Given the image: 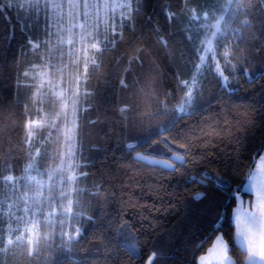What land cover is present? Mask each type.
<instances>
[{
  "label": "trees",
  "instance_id": "obj_1",
  "mask_svg": "<svg viewBox=\"0 0 264 264\" xmlns=\"http://www.w3.org/2000/svg\"><path fill=\"white\" fill-rule=\"evenodd\" d=\"M241 2L250 5L246 7L248 14L233 21L230 28L236 31L230 30L227 38L233 67L225 75L235 91L231 96L218 93L217 80L205 70L201 90L213 103L203 114L181 119L173 131L191 132L209 116L211 124L204 125L205 135L188 137L187 142L194 145L187 157L189 163L169 174L136 164L133 157L147 154L146 147L133 150L129 146L145 145L147 137L168 123L171 113L167 109L177 106L182 96L177 79L187 80L195 73L198 54L187 39L190 13L216 10L226 0H138L139 12L133 10L131 20L124 23L122 39L118 37L115 47L103 54L102 67L84 82L91 95L84 97L77 126L79 172L86 174L77 182L84 190L77 197L82 201V235L67 254L62 243L43 253L40 249V255L31 258L25 248L0 250V264H149L150 259L152 264H198L215 237L203 247L198 248V243L212 231L217 217L224 218L225 239L234 234L228 218L237 201L231 199V193L246 182L264 151V0ZM6 3L0 2V103L7 113L0 121V173L9 174L11 165L10 174L21 177L30 151L25 125L39 116L35 89L25 72L40 58L36 51L41 46L33 49L28 41L40 40L41 45L46 30L41 18L23 10L17 13ZM6 17H11V22ZM18 18L21 23H17ZM245 20L250 28L242 27ZM157 30L166 48L158 41ZM223 47L216 49L221 53ZM141 48L154 52L143 61V67L133 59ZM244 71L254 79L249 82L241 75ZM138 77L140 83L132 87ZM121 78L129 87H122ZM133 104H138V110L127 115L137 118L136 125L129 126L121 119L120 109ZM145 113L153 114L154 119L140 118ZM45 133H39L38 142ZM166 135L171 138V134ZM173 143L178 146L186 141L182 138ZM192 153H204L207 158L196 166ZM204 173L223 177L230 187L215 191L211 184L205 188L192 182ZM201 192L208 198L193 200ZM243 197L251 199L252 195L245 193ZM125 224L130 228L121 236ZM122 240L134 241L137 252H129ZM239 259L242 264L243 256Z\"/></svg>",
  "mask_w": 264,
  "mask_h": 264
},
{
  "label": "snow or ice",
  "instance_id": "obj_2",
  "mask_svg": "<svg viewBox=\"0 0 264 264\" xmlns=\"http://www.w3.org/2000/svg\"><path fill=\"white\" fill-rule=\"evenodd\" d=\"M2 2V0H0ZM191 2V0H190ZM66 5L68 8L67 17L65 21L62 17L52 15L48 16L47 10L49 8L56 10L64 7V4L55 3V0H29L27 5L18 3V0H7L6 7L12 9L15 7L17 13L20 10L26 13L32 10L39 13L45 10L46 15V35L50 38L55 36L58 45H64L67 43L70 46L68 57L69 62L72 67L76 68V73L72 74V78L68 81V87L61 89L53 93V98L48 100L47 103L55 105L58 101H63L61 110L55 113L56 118H60L61 125L55 123L52 115V110L50 109L47 113L48 119L52 122L48 125L51 129H54L58 134L63 131L65 133V141L68 145V149L65 152H58L54 155H49L47 149L41 150V148H36L35 153L29 151L28 162L24 166V175L21 177H14L11 173V165L8 166L9 174L4 175L0 173V189L5 187L10 188L13 193H21L19 199L23 201V213L24 215L20 217H15L18 221L24 220L25 216L30 218L25 220L26 228L24 232L19 235H15L13 239V234L16 230L11 227L8 228L7 240L5 242V237L3 233V223L4 221L0 219V250L8 252L14 247H26L27 256L29 258L33 256L40 255V237L39 230L41 227L53 228L55 229L57 225L60 228V238L62 241V251L67 254L70 252V245L77 240L79 236L82 235V229L80 227H74L73 232L75 235H69L68 232L64 231L66 225L74 224L75 222L82 219V214L79 211L73 210V192L76 197H80L84 194V190L75 187L73 191H68L73 185H76L80 179V175L77 174L76 169L79 167L78 164L74 163L75 158V126L78 116V104L81 101L80 92V57L77 55L78 52H83V77L86 82L87 77L95 73L103 64V54L112 48L119 42L118 37L122 39L121 33L126 26L121 22L117 23L113 20L112 24H108L107 21L103 22V38H100L101 33V22L97 20L91 25L87 24V17L89 8V0H66ZM135 5V8H133ZM129 9L126 14V18L130 21L132 16V11L135 10L139 12L138 0H128L127 4L121 5ZM246 7L242 4L241 0H227V3L223 6H217L216 12L220 14L217 16L210 8L204 10L203 16L198 14L192 15L189 19L191 21L202 20L198 28L193 31L196 35H189L187 39L194 48L195 52L198 54L199 64L195 66L196 73L187 80L177 79V89L182 92L180 102L177 106L167 109L166 105H163L168 112L171 113L168 123L159 126L157 131L153 136L146 138L145 145H130V149H135L136 147H146L147 154L137 153L133 157V161L141 166H148L153 169L160 170L162 172H168L173 174L180 169L185 168L189 163L187 157L191 153L194 145L187 142L188 137L205 135L207 129L204 125H210L212 117H204L200 123L194 126V130L191 132L185 130L183 133L174 132L177 123L184 118L194 116L197 112L203 114L205 108L210 107L213 103L212 100L207 99L203 93L202 83L203 72L202 68H206L208 72H211L214 78L218 82V93L223 92L231 96L235 89L231 87V81L229 80V75H225L230 67H233L229 60V47L225 46L227 44L228 33L230 30L236 31L230 28L233 21H237L240 15H246ZM83 9L82 16L84 18L83 22L78 20L77 12L75 9ZM3 9L0 8V11ZM175 15V14H173ZM6 19L11 22V17H6ZM211 21H214L212 23ZM17 23H21L20 19H17ZM53 24L56 26V31H51ZM242 27L250 28L251 25L247 20L244 21ZM79 29V31H76ZM68 33L67 38L63 34ZM157 39L165 48L167 47L166 41L159 35V31L156 32ZM203 35V40H200V36ZM14 39V30L12 34ZM197 40H199L200 46H197ZM88 41H92L88 43ZM219 41L218 44L214 46V42ZM77 44L81 47L77 48ZM206 44V46H204ZM28 46L32 48H39L40 43H33L32 40L28 41ZM225 46L224 50L220 53L221 59L224 60V67H221L219 60L216 59V47ZM237 50H239V44L236 45ZM203 53L202 55L200 53ZM212 54V62L208 61V54ZM154 55V52H146L145 49L141 48L138 54L133 57L135 62L143 67V61ZM235 58V57H233ZM52 59L63 61L64 54L61 51L60 55L57 57H46L44 62L51 65L53 71L64 72L68 68V63H64L61 68H56L55 64H52ZM131 64V61H130ZM131 68H126L125 72H129ZM27 75V73H25ZM45 73H41V79H43ZM231 75V73H230ZM249 82L254 79L250 73L244 71L241 73ZM73 79L75 82V87H73ZM140 83V78H136L133 81L132 87H135ZM120 84L122 87H129L125 83V79L121 78ZM91 95L85 91L83 96L86 98ZM167 95H171L168 93ZM46 94H41L39 103L43 106L46 103ZM140 97L138 96V99ZM219 98L217 94V99ZM206 101V103H204ZM71 107L69 112L67 109ZM43 110L38 109V111ZM138 110V104H133L125 108L120 109L121 119L128 121L129 126L136 125V117L127 115L128 113H135ZM162 115L165 113H157ZM7 118V113L4 110V105L0 103V121ZM147 119H154V115L151 113H145L143 117ZM37 127H42L37 121H28L25 125L27 129L28 141L31 144L33 139L36 137L37 133L33 130V125ZM71 125V127H69ZM171 134V138L168 135ZM51 132H49V137ZM160 137H163L160 139ZM185 139L186 143H181L178 146L173 143V141H179L180 139ZM47 138L41 137V141L46 142ZM57 141H59V136H57ZM215 143V142H213ZM181 149L184 151L182 152ZM193 160L196 166H199L203 159H206L204 153H200L196 156L194 153ZM45 160L52 159L55 160L59 158L60 163L52 169L46 171H41L37 167V159ZM262 165L258 172L251 173L246 177V181L238 186L232 193L231 199L237 201V208L234 210L233 214L228 218L230 223L233 225L234 234L230 236L227 240L225 239V233L223 232V216L217 217L216 221L212 224V231L208 236L204 237L198 243V248L203 247L206 243L213 240L211 248H209L208 255L212 257L213 264H241L239 259L243 256L242 264H264V156H261ZM32 172H36L40 179H37V175H32ZM47 176L45 180L43 177ZM23 181V183H21ZM193 183H200L202 187H208L209 184L213 186V190L220 191L222 188L230 187V184L223 177L216 175L213 176L210 173H204L199 181L193 179ZM31 191V197L28 196V192ZM97 191H100L97 188ZM255 194L254 202L249 201V207H242L243 205V194ZM0 194H3L0 192ZM10 198V197H9ZM207 193L201 192L195 194L193 200L200 201L207 199ZM29 200L31 203H29ZM64 201L67 203L65 204ZM2 204V202H0ZM11 207V206H10ZM76 207L79 208V202L77 200ZM47 208H53V211L46 212ZM58 208L57 212L55 209ZM13 217L14 213L11 214ZM88 220H93V217H87ZM219 224L220 227L216 225ZM130 228V225L125 224L122 226L120 235ZM27 237V239H25ZM66 238V239H65ZM45 242L48 241V237H44ZM51 246V245H49ZM125 247H127L125 245ZM129 252H135L134 248L127 247ZM239 254V255H237ZM207 257L201 256L199 259V264H206ZM74 264H79L78 261ZM149 264H152L151 259Z\"/></svg>",
  "mask_w": 264,
  "mask_h": 264
},
{
  "label": "rangeland",
  "instance_id": "obj_3",
  "mask_svg": "<svg viewBox=\"0 0 264 264\" xmlns=\"http://www.w3.org/2000/svg\"><path fill=\"white\" fill-rule=\"evenodd\" d=\"M18 2L20 4L27 5L29 0H18ZM127 2H128V0H89L90 6L87 9V11H88L87 24L91 25L94 22H96L97 20H99L101 22L100 38H103V22L104 21H107L108 24H112L113 20H116L117 23L121 22V20H123V23H125L128 20L126 18V14L129 11V9H127L125 7H121V5H125V4H127ZM55 3L64 4V7L61 9H56V10L49 8L47 10L48 16H52V15L60 16L66 21L68 19L67 15H66L68 12L66 0H55ZM226 3H227V0H226ZM133 8H134V5H133ZM211 10L213 12H215L217 16L220 14L219 12H216V10H214L213 8H211ZM75 11L78 14V16H77L78 20L83 22V20H84V18L82 16L83 9L78 8V9H75ZM203 12L197 13L195 10H192V13H190V15L192 16L194 14H198L202 17ZM27 13L33 14L34 17L41 18L40 20L42 21L43 26L46 30L45 10H42L39 13H36L32 10H29ZM201 22H202V20L191 21V27L188 26V29L190 31H189V33H187V36L196 35V32L193 30L195 28H198ZM211 22L214 23V21H211ZM191 30L193 31V33L191 32ZM51 31H53V32L56 31V26L54 24L51 28ZM76 31H79V29H77ZM63 34L67 38L68 33L64 32ZM42 35H43V33L41 32L40 37ZM203 38H204L203 35H201L200 40H203ZM90 42H92V41H88V43H90ZM33 43H40V40L34 41ZM197 43H198V46H200L199 40H197ZM215 45H216V42H214V46ZM40 46L41 47L36 51L38 54H40L39 55L40 58L37 59L36 63L33 64L25 72V73H27V76L30 78L31 84H33L34 89H35V99H36V104H37L35 109L39 115V116H34V118L31 119V121H37L41 125H43L42 127H37L35 124L33 125V130L37 133V135L33 139V142L31 144H29V146H30V150L32 153H35V149L39 147V148H41V150H44V148H46L49 155H54L58 152L67 151L68 145L65 141V133L63 131H61L58 134L54 129H51L48 126L52 121L48 119L47 113L51 109L55 123L58 125H61V120H60V118L55 117V113L59 112L61 110L63 101H58L55 105H51V104L47 103V101L53 98L54 92L59 91L61 89H65L68 87L69 79L72 78V74L76 73L77 70H76V68L72 67L71 63L69 62L68 52H69L70 46L67 43H65L62 46L58 45L57 39L55 36H52L50 38L49 36L46 35V33H44V39H43ZM204 46H206V44ZM225 46L229 47V51H230L229 60L231 62L232 61L230 59L231 44H226ZM80 47L81 46L79 44H77V48H80ZM224 47L222 48V51L224 50ZM33 49H35V48H33ZM61 51H63V54H64L63 61L52 59V64H55L56 68H61L64 63H68L69 66H68V68H66L64 70L63 73H61L59 71L54 72L51 65L44 62V58H46V57H53V58L57 57L60 55ZM216 53H217L216 59L219 60L221 67L223 68L224 67V61L221 62L220 53L217 51V49H216ZM200 54L202 55L203 53L201 52ZM77 55L80 57L79 73H80V80H81L80 92H81V101H82L80 104H78V109L80 111V109L84 105L83 93L86 90L84 89V82L85 81H84V77H83V52L82 51L78 52ZM208 61H209V63L212 62V54L211 53L208 54ZM198 64H199V59H198L197 65ZM201 70H202L203 75H204L206 68H202ZM41 73H45L43 79H41ZM195 73H196V69H195ZM73 87H75L74 79H73ZM41 94H46V96H45L46 103L43 106H41V104L39 103ZM41 108L43 110L38 111V109H41ZM67 110L69 112L71 111L70 105H69V108ZM79 111H78V116H77L76 126H75V148H74L75 158H74V163L78 164L80 167L79 158H78L79 146H78V142H77V126H78ZM61 127L63 128V125H61ZM69 127H71V125H69ZM42 130H46V133H45V135H46L45 138H47L46 142H42L41 140L39 142L37 141V139L39 138L38 137L39 133ZM49 132H51L50 137H49ZM57 136H59V141H57ZM28 139L29 138L27 135V140ZM261 156H264V151L261 154ZM261 156L257 159L256 165H255V167L251 173H256L260 169V167L262 165ZM59 163H60L59 158H57L55 160H52V159L40 160L39 158L37 159V167H39L42 172L46 171L48 169L55 168ZM79 167L76 169L77 174H80ZM31 174L37 175L36 172H32ZM40 178L41 177L37 175V179H40ZM43 178L46 180L47 176L45 175ZM21 183H23V181H21ZM75 187H77V184L73 185V187L71 189H67V190L73 191V189ZM0 192L3 193V194H0V202H2V204H0V219H2L4 221L2 226H3L4 232H5L4 237H5V242H6L7 235H8V228L11 227L12 229L16 230L13 234V239H14L15 235H19L22 232H24V230L26 228L25 220L29 219L30 217L25 216L24 220H20V221H18L15 218V217H20V216L24 215L23 210H22L23 209V201L21 199H19V197L21 196V193H13L12 190L10 188H7V187L0 189ZM31 195H32V192L29 191L28 196L31 197ZM251 195H252L251 199L243 197L244 202H243L242 207H249L250 206L249 201L254 202L253 199H255V194L252 193ZM77 200H78L79 205H80L79 208L76 207ZM73 201H74L73 210L79 211L81 214H83L82 203H81L82 201H81V199L79 201V199L75 196L74 192H73ZM29 203H31L30 200H29ZM64 203L66 204L67 202L64 201ZM237 206L238 205H236L234 207V210L237 208ZM53 210H54L53 208H47L45 211L50 212ZM55 210L57 212L59 211L58 208H56ZM234 210H233V212H234ZM12 213L15 214L14 217L11 215ZM79 221L75 222L74 224L66 225L64 228V231L68 232L69 235H75V233L73 232V228L74 227H80ZM45 236L48 237L47 242H45V240H44ZM39 237L41 240L40 249H41L42 253L45 249L46 250H52L51 248H54V247L57 248V246H59V244L61 245V243H62L61 238H60V228L58 225L55 229H53V228L45 229V228L41 227V229L39 230ZM25 239H27V237H25ZM122 241L128 247L134 248L135 253L137 252V247H136L134 241H130V242H127L125 240H122ZM49 245H51V246H49ZM19 248H21V247L11 248V250L9 252H14V251H16L14 249H19ZM23 248H25L23 250L27 251L26 247H23Z\"/></svg>",
  "mask_w": 264,
  "mask_h": 264
},
{
  "label": "crops",
  "instance_id": "obj_4",
  "mask_svg": "<svg viewBox=\"0 0 264 264\" xmlns=\"http://www.w3.org/2000/svg\"><path fill=\"white\" fill-rule=\"evenodd\" d=\"M253 200H255V199H253ZM211 248V247H210ZM202 256H206L207 257V260H206V264H213V259H212V257H210L209 255H208V251L205 253V254H203ZM201 257V256H200ZM200 257H199V259H200ZM199 259H198V264H199Z\"/></svg>",
  "mask_w": 264,
  "mask_h": 264
}]
</instances>
